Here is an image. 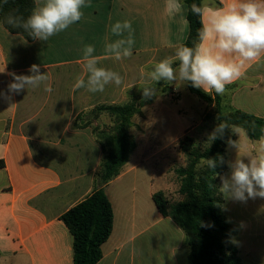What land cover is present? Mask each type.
<instances>
[{"label":"crops","instance_id":"obj_1","mask_svg":"<svg viewBox=\"0 0 264 264\" xmlns=\"http://www.w3.org/2000/svg\"><path fill=\"white\" fill-rule=\"evenodd\" d=\"M215 3L220 6L221 0ZM90 4L79 22L47 42H28L0 23V70L5 67L0 93L11 97L0 95V264H74L73 237L62 217L99 188L105 153L93 127L111 125L109 116L101 113L92 127L81 130L75 127L77 117L141 95V70L151 71L156 62L173 55L175 46L184 44L189 35L185 3L182 14L174 18L165 15V0H90ZM124 20L131 21L134 29L133 55L116 61L104 55V46L115 39L111 25ZM89 44L95 47L100 66L122 75L121 86L109 84L103 93L74 88L78 77L86 79L82 57ZM32 64L50 75L53 92L40 87L8 93L12 74L31 75ZM207 94L214 99L218 95ZM218 97L225 112L241 110L264 118V63L246 64L244 75ZM168 113L166 105L156 100L133 119L130 132L137 149L121 175L104 186L114 210V227L97 264H189L184 231L159 211L153 199L157 192L166 196L168 189L165 181L157 182L154 162L159 164L157 156L173 149L187 131L164 142L171 139ZM172 151L183 158L179 149ZM169 170L175 176L172 167ZM243 230L251 237L264 235L251 221ZM237 246L240 256L243 250Z\"/></svg>","mask_w":264,"mask_h":264},{"label":"clouds","instance_id":"obj_2","mask_svg":"<svg viewBox=\"0 0 264 264\" xmlns=\"http://www.w3.org/2000/svg\"><path fill=\"white\" fill-rule=\"evenodd\" d=\"M3 2L6 4L8 0ZM90 6V0H37L26 18L10 13L4 22L12 28L23 29L34 40L47 42L50 37L79 22L84 15L83 9ZM184 7L182 0H165L164 13L174 18L182 14ZM189 11L199 18L197 39L192 46H175L174 54L156 62L151 71L141 70L145 99L156 95L157 89L153 85L160 81L190 82L192 87L206 93L214 91L223 95L227 85L244 75L246 64L264 63V0H221L220 6L215 0H201L199 5L191 4ZM110 31L115 39L105 44L104 55L116 61L131 58L135 44L131 21H116ZM82 59L86 79L78 77L74 88L103 93L109 84L122 85L123 77L119 72L100 66V57L95 54L93 45H85ZM28 71L31 75L12 74L8 93L19 94L25 88L40 87L46 93L53 92L49 83L51 77L48 73L41 74L40 65L32 64ZM0 95L11 98L4 93ZM225 129H230L239 139L227 141L229 147L237 150V156L229 162L230 176L220 177L219 192L225 198L241 202L257 197L264 199V136L251 148L245 142V151L240 154L241 137H246V132L238 125L219 123L209 134V140L222 138ZM220 162L223 163L222 158ZM201 164L214 171L217 159L202 158Z\"/></svg>","mask_w":264,"mask_h":264},{"label":"trees","instance_id":"obj_3","mask_svg":"<svg viewBox=\"0 0 264 264\" xmlns=\"http://www.w3.org/2000/svg\"><path fill=\"white\" fill-rule=\"evenodd\" d=\"M183 2L188 8L189 23V35L184 45L192 46L197 39L200 23L199 18L190 13L189 6L193 3L199 5L201 0ZM35 5V0H8L6 4L0 0V23L11 34L34 42L26 31L12 28L4 20L10 13L26 18ZM187 86L199 99L209 105L215 104L214 109L205 116V121H214L215 127L221 122L238 125L251 140L264 136V118L241 110L225 112L218 95L214 99L203 90L192 87L190 82H187ZM152 101L141 94L123 105L99 106L77 117L75 127L81 130L92 127L101 113L109 116L111 125L93 127L105 153L98 173L99 188L62 217L73 237L74 264H97L103 258V245L114 227V210L104 186L121 175L137 149V141L130 132L134 126L133 119L141 115L142 108ZM229 139L236 140L230 129H225L222 138L215 139L206 147L196 146L192 137L182 138L180 150L187 158V165L178 168L176 174L183 199L171 203L163 192H157L153 197L159 211L184 231L185 243L190 249L189 264H241L239 249L234 241L237 228L227 222L223 213V194L219 192V179L226 172V143ZM202 158L217 159L215 172L201 164ZM221 158L223 163L220 162Z\"/></svg>","mask_w":264,"mask_h":264},{"label":"rangeland","instance_id":"obj_4","mask_svg":"<svg viewBox=\"0 0 264 264\" xmlns=\"http://www.w3.org/2000/svg\"><path fill=\"white\" fill-rule=\"evenodd\" d=\"M157 92L153 96V101H162L166 105L167 110H169L168 126L171 128V139H167L164 142H170L175 140L174 137L180 136L185 130V135L195 139V145L206 147L211 144L209 140V134H211L215 128V122L212 120L205 121V116L208 112L212 111L214 108L205 101L199 99L195 94L191 93L188 89L187 82L177 81L172 83H167L164 81L158 82L156 85ZM140 94V93H139ZM188 129H191L190 133ZM236 140L239 139L238 135L234 134ZM180 138V139H181ZM180 139L172 147L180 150ZM247 137H241V149L240 154L245 151L244 143L246 142L248 147L251 148L252 142ZM173 149L160 154L157 156V160L160 161L159 164L154 162L155 174L158 177L157 182L161 183L165 181L168 189H165L166 196L171 203L178 202L183 199L179 193L180 180L176 174V170L180 167L187 165V158L182 153V159H178ZM171 158V163L165 162V158L168 156ZM237 156V150L234 147H229L226 143V157L225 166L226 172L222 176H230L231 170L229 168V162L234 161ZM175 172V176L171 170ZM164 178V179H163ZM166 178V180H165ZM220 180V179H219ZM221 186V180L219 182ZM156 188H158L156 186ZM159 190V189H157ZM224 198L223 203V213L229 224L234 225L239 232L238 236L234 238L236 244L239 245L240 260L241 264H264V235L261 237H251L248 236L243 230L244 224L251 221L257 231L264 234V199L259 197L255 199H248L246 202H241L229 198ZM256 239V240H255ZM245 252H250L249 256H246Z\"/></svg>","mask_w":264,"mask_h":264}]
</instances>
